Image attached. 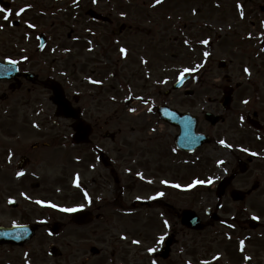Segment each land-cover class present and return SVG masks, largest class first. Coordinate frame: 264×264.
Here are the masks:
<instances>
[{"label":"flooded vegetation","instance_id":"obj_1","mask_svg":"<svg viewBox=\"0 0 264 264\" xmlns=\"http://www.w3.org/2000/svg\"><path fill=\"white\" fill-rule=\"evenodd\" d=\"M188 1L194 0L153 7L155 0H0L13 13L28 9L9 21L0 14V264H200L215 256L220 259L213 264H264V6L246 7L243 0V19L237 7L226 10L234 22L217 39L225 57L213 92L202 93L188 85L203 78L204 68L186 74L182 87L175 84L180 69L205 62L204 38L170 21L171 36L158 18L167 4L174 13ZM195 1L202 14L205 0ZM7 59L22 62L9 65ZM55 81L81 119L58 113L49 88ZM129 107L139 119L125 120ZM162 107L198 116V132L210 136L199 150L224 161L197 178L211 176V186L182 190L193 181L192 153L177 149L180 129L163 119ZM208 112L219 117L217 124ZM79 122L89 129L84 142L73 139ZM124 123L133 124L129 136ZM167 129L170 134L162 135ZM20 171L25 175L18 177ZM32 191L44 193V202L83 208L63 213L43 206L45 213L34 216ZM143 191L165 196L129 198ZM185 211L194 212L203 228L186 224ZM13 224L36 231L17 244ZM161 235L166 239L157 245Z\"/></svg>","mask_w":264,"mask_h":264},{"label":"rangeland","instance_id":"obj_2","mask_svg":"<svg viewBox=\"0 0 264 264\" xmlns=\"http://www.w3.org/2000/svg\"><path fill=\"white\" fill-rule=\"evenodd\" d=\"M218 0H205L204 2H201L203 4L204 12L202 14L197 13V15H193V9L199 7V2L198 1H192L191 3L188 1L186 3V6L183 8V11L180 12V9L172 13L171 11L168 10V8H171V3L167 4L165 6L166 10H163L161 13H159L158 18L159 23L161 26V29H167L169 30V35L173 36L174 29H171V27L168 29L170 25V21L173 23H176L178 27H183L184 25L189 26V33L194 34L198 38H204V39H209L210 44L207 47H203L204 51H208L211 53L209 57L206 58L205 60V67L203 69V78H200L198 81H191L189 83V87L193 89H200V91L203 93L205 91L208 92H213V89L216 87V81H217V74L219 72V67H218V61L222 57H225V55L221 52V46L218 45L217 39L218 36L221 34H226L229 32L230 27H232L234 18L228 14H226L228 11L231 9L236 8V2L240 4L243 3V0H221L220 2V7L217 6ZM256 7H261L264 6V0H248V3H246V7L250 6H255ZM173 6V5H172ZM192 7V8H191ZM220 8V9H219ZM225 10V13L221 11V9ZM208 9V10H207ZM219 9V10H218ZM170 17V19H169ZM167 39L169 37H166ZM197 64H200V61L194 62L193 67ZM199 76L201 74H198ZM129 112V111H128ZM127 113V112H125ZM136 113V112H135ZM109 114V113H108ZM144 116H142L143 118ZM33 118L35 119L36 117L33 115ZM140 117L136 114L132 115L127 113V117L125 120L128 119V121H133L137 120ZM132 123H124L123 124V129H125L126 133L124 134L125 136H129V132L131 131V126ZM117 125H114V127L111 128L112 131H115L117 129ZM169 129L166 131H162V135H169ZM165 137V136H164ZM166 141V140H165ZM164 142V141H162ZM201 158V157H206L205 154L196 153L195 155H192V160L196 161V158ZM210 166H207L208 168H212V170H215L219 167V161L216 158L210 159L209 162ZM197 165H195L193 168H196ZM72 170V168L70 169ZM195 174V173H194ZM109 195L112 194V197L115 196L116 192L115 191H109ZM31 195V208H32V214L34 216L40 215V213H45L43 211L42 205H38L35 203L36 200H40L41 198H45L44 193L38 192V191H32V193H29ZM144 199H150V197H153L155 194L152 191H143L140 193H132L129 198H134V197H139V195ZM53 196L49 195V198H52ZM56 198V196L54 197Z\"/></svg>","mask_w":264,"mask_h":264},{"label":"snow or ice","instance_id":"obj_3","mask_svg":"<svg viewBox=\"0 0 264 264\" xmlns=\"http://www.w3.org/2000/svg\"><path fill=\"white\" fill-rule=\"evenodd\" d=\"M75 2L78 4L79 3V0H75ZM93 3H96V0H93ZM161 3H163V0H155L154 4L152 5L153 7L157 6V5H160ZM31 7V6H29ZM237 8L240 10V16H241V19L244 18V13H243V9H242V6L241 5H237ZM28 9L27 8H20L18 11H16L15 13L12 12L11 9H7L5 7H0V14H3V20L4 21H9L10 18L15 15L16 18H21L23 16V14L27 11ZM193 15H197V11L195 9H193V12H192ZM170 19V17H169ZM264 23V22H262ZM35 26L31 23H28L27 24V28L29 29H32L34 28ZM3 30V25H0V31ZM249 38H251V34H249ZM37 39L39 40L40 38L37 37ZM200 44L204 45L205 47L209 46L210 44V40L209 39H201L200 41ZM185 45H189V41L188 40H185L184 41ZM42 47V46H41ZM91 50V49H89ZM53 51H55V49H53ZM120 53L123 54L125 57L127 55V50L125 48H120ZM261 51H264V48L261 49ZM211 55L210 52L208 51H205L203 53V56L205 57V60L207 57H209ZM24 61H26L28 59L27 56H24L22 58ZM22 61L21 60H14V59H7L6 63L9 64V65H17L19 63H21ZM144 63H146V61H144ZM205 67V63L202 62L200 64H197L195 65L194 67H185V68H182L179 70V80L182 81L185 77L186 74H190L192 72H196V71H199L200 69L204 68ZM18 71V69H16ZM243 71L248 74L249 76L251 75L250 73V70L245 67L243 69ZM89 82L92 83V84H97V83H101L99 81H95V80H91L89 79ZM166 82V81H165ZM113 99H115L113 97ZM129 100L131 99H136V100H140L144 103H147V101L143 98V97H140V96H135V97H132V96H129L128 97ZM244 104H247L249 103L248 100H244L243 101ZM129 112H132V113H135L137 110L135 108H132V107H129ZM148 111L151 112L152 109L151 108H148ZM241 119H243V117H241ZM153 131H155V129H153ZM185 139L191 143L194 141V138L191 137L190 135H188L186 133V136H185ZM220 145L223 146L224 148H231L232 145L226 143L224 140H220L219 141ZM242 151H247V149H241ZM173 152L176 151L175 148L172 149ZM252 155H256V153H252ZM224 161L221 160L219 161V164H223ZM25 175V173L23 171H20L17 173V176L20 177V176H23ZM141 179H143V176L141 175ZM216 179H219V177H216ZM214 179L209 176L206 180H203V179H196V180H193L189 185H187L186 187H184L182 190H185V191H188V190H191L193 188H195L196 186L200 185V186H211L213 183H214ZM148 183H152V181H148ZM161 184H164L165 186L167 187H171V188H182V186L180 184H170L168 181L166 180H162L161 181ZM75 186L77 188L80 187V183H79V175L77 174L76 178H75ZM22 196H24L25 199H29V197H27L25 194L21 193ZM165 196V193L164 192H158L156 194V196H153V197H150V199H153V200H156V199H160L162 197ZM84 197L85 199L91 203V200H90V197L88 196V193L87 192H84ZM139 199V198H138ZM9 204H12V203H15V201L13 200H9L8 201ZM36 204L38 205H42V206H45V207H50V208H54V209H57L58 211L60 212H63V213H74V212H78V211H81L83 206H80V207H71V208H66V207H59L58 205H55V204H52V203H44L43 201H40V200H36L35 201ZM253 220H257L258 217L256 216H253L252 217ZM164 226L165 228H168L169 227V224H168V221L167 220H164ZM229 228H234V225L233 224H228L227 225ZM13 227H16V228H20L22 230L21 234L23 233V231H26L24 229V226L23 225H16V224H13ZM51 235V233H49ZM15 238L19 239L21 238V235H17ZM121 239H127L126 236H121ZM166 237L161 235L157 238L156 240V244L157 245H160V244H163V242L165 241ZM228 239H231V237L229 236ZM141 242L139 240H133L132 241V244L134 245H139ZM244 240H241L240 241V245H241V251H244ZM157 249L156 248H149L148 249V252L149 253H154L156 252ZM27 256V254H25ZM220 257L219 256H215L213 257L212 260H201L200 261V264H213V260H219ZM245 260H250L251 258L248 257V256H245L244 257ZM153 264H155V261H153Z\"/></svg>","mask_w":264,"mask_h":264},{"label":"water","instance_id":"obj_4","mask_svg":"<svg viewBox=\"0 0 264 264\" xmlns=\"http://www.w3.org/2000/svg\"><path fill=\"white\" fill-rule=\"evenodd\" d=\"M55 94H56L55 96L56 102L59 104L61 108H64L65 106L60 101V94L57 90H55ZM63 113L66 114V116H72V117L77 116L76 113L71 112L70 110H64ZM171 122H174V123L177 122L175 120V117L171 119ZM191 123L192 124H189L187 126L182 125V134L178 137V144L179 146H182L183 148H187L189 150H195L207 141V137H205L204 135L198 134L196 132L197 121L195 117H193V121ZM186 133L194 138L193 142L189 143L185 139Z\"/></svg>","mask_w":264,"mask_h":264}]
</instances>
